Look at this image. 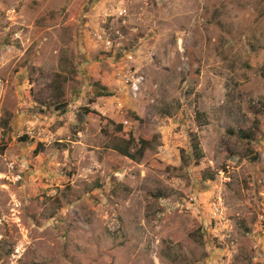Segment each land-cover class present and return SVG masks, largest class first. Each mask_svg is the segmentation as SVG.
Here are the masks:
<instances>
[{"label": "rangeland", "instance_id": "1", "mask_svg": "<svg viewBox=\"0 0 264 264\" xmlns=\"http://www.w3.org/2000/svg\"><path fill=\"white\" fill-rule=\"evenodd\" d=\"M263 72L264 0H0V264H264Z\"/></svg>", "mask_w": 264, "mask_h": 264}, {"label": "built area", "instance_id": "2", "mask_svg": "<svg viewBox=\"0 0 264 264\" xmlns=\"http://www.w3.org/2000/svg\"><path fill=\"white\" fill-rule=\"evenodd\" d=\"M124 16V14H122ZM95 42L99 44H106L109 48L113 45L110 41H106V35L104 32H98L94 34ZM123 80L131 86L132 93L137 97L141 91V86L143 84V77H141L137 72H127L122 76ZM6 91V81L0 78V111L3 106V100ZM26 136L32 140H35L40 145H49L53 142L54 138L50 131L46 127H32L27 129L25 133Z\"/></svg>", "mask_w": 264, "mask_h": 264}, {"label": "trees", "instance_id": "3", "mask_svg": "<svg viewBox=\"0 0 264 264\" xmlns=\"http://www.w3.org/2000/svg\"><path fill=\"white\" fill-rule=\"evenodd\" d=\"M263 74H264V72H263ZM100 90H101V93L98 94L99 97H112V93L107 91V89L101 88ZM85 114H86V116H92V115H96L97 113L86 110ZM6 124H8V123H6ZM238 134L242 139L251 140V137L249 135H247L244 131H241ZM23 141H25V138H23ZM125 144L126 145L123 148L115 149L116 152L124 158H128L132 161H136L137 159H136L135 154L139 153V154L143 155V152L146 149L145 147L147 146L148 141L145 138H143L142 140L139 141L140 147H139L137 153H132V147L135 145V140L131 139L130 141H126ZM193 150H194L195 158L198 160H201L203 158L202 150H201L200 143H199L198 139H196V138L193 139ZM39 152H40L39 149H37L36 154H38Z\"/></svg>", "mask_w": 264, "mask_h": 264}]
</instances>
